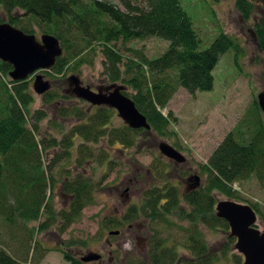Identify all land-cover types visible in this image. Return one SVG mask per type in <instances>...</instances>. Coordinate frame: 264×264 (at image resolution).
<instances>
[{"label": "rangeland", "instance_id": "1", "mask_svg": "<svg viewBox=\"0 0 264 264\" xmlns=\"http://www.w3.org/2000/svg\"><path fill=\"white\" fill-rule=\"evenodd\" d=\"M104 1L120 6L116 0ZM180 1L200 40L199 51L208 49L224 33L238 42L241 50L238 56L234 50H230L220 57L212 73V91L192 95L185 89H177L167 107L162 110L165 117L172 114L166 137L143 133L131 149H124L120 144L110 146L106 139L91 144L80 137H72L70 139L74 145L66 148L70 151L69 158L61 143L70 136L71 129L81 122L74 114L61 117V107L72 109L77 106L90 115L97 112V107L77 99L68 78L76 75L84 86L92 89L112 85L105 59L98 53L93 64L70 68L62 75H52L50 70L36 73L50 83L51 93L72 97L70 103L57 100L52 105H45L42 96L34 92V77H31L29 84L34 97L31 113L36 118L45 116L37 124L36 135L41 146L38 152L40 161H36V164H42L51 184L46 194V198L50 196L51 206L42 211L38 219L26 221L14 212L15 207L12 206L15 199L9 198L0 212V253L6 252L12 258L28 264H69L65 253L78 259L89 253L102 256V261L89 264L144 262L147 260L148 239L152 231L162 232V228L156 221L142 215L121 225L130 208L140 207L144 194L153 188L162 191L176 187L182 196L191 190L188 189L189 185L197 183L193 180L186 185L185 182L193 176L200 178L199 187L204 186L208 175L204 167L226 137L236 130H243L245 137L249 138L258 123L264 125V114L257 104L258 95L264 92V52L260 51L253 35L254 25L263 16V6L256 5L251 19L245 22L236 9V0ZM134 3L139 1L135 0ZM0 18L6 21L1 8ZM34 34L38 40L43 35L39 29ZM169 45L168 41L159 38L118 42L116 52L122 56L123 63L115 69L121 76V81L115 84L124 86L128 96L135 95L137 90L134 84L124 83V80L128 82L136 79L135 83L142 86L144 80L137 65L134 70L127 72L126 62L141 64L143 57L148 60L159 58ZM145 72L151 82L161 78L150 75L146 69ZM166 76L174 78L175 73L168 72ZM0 79L4 80L1 75ZM28 123V127L33 129L32 119ZM123 125L124 121L113 110L112 124L108 127L121 128ZM161 143L174 147L186 158V163L178 164L163 156L159 151ZM86 148L95 153L93 160L88 158ZM77 177L93 182L94 200L83 210L78 220L70 223L62 215L69 212L72 200L65 193L64 186ZM233 190L238 194L237 197L230 198L219 192H213L212 195L217 203L230 200L244 205L257 204L261 214L257 213L256 228L264 233V189L255 178H251L235 183ZM39 195L40 192H37V197ZM181 208L188 210L184 202ZM169 219L175 223L174 234L179 233L175 240L179 260L190 258V253L182 245L183 232L178 230L179 227L187 229L188 222L178 216H169ZM106 223L114 227L106 229ZM116 230L121 232L120 235L109 236L110 231ZM200 230L210 251L223 257L224 264H238L239 261L244 264L245 258L236 250L237 239H232L230 228L209 230L200 227Z\"/></svg>", "mask_w": 264, "mask_h": 264}, {"label": "trees", "instance_id": "2", "mask_svg": "<svg viewBox=\"0 0 264 264\" xmlns=\"http://www.w3.org/2000/svg\"><path fill=\"white\" fill-rule=\"evenodd\" d=\"M116 1L120 6L104 0H0V8L6 17V21L0 18V24L8 23L27 34H34L39 29L42 34L59 39L64 54L50 69L52 75H62L70 68L93 64L94 57L101 53L111 82L115 84L121 81L115 69L123 63L122 56L116 52L118 42L159 38L170 43L159 58L148 60L143 57L141 64L126 62L127 72L137 65L144 83L142 86L135 83L136 79L124 80V83L134 84L137 90L133 96L125 94L147 118L151 130H134L126 124L121 128H110L113 110L107 107H97V112L90 115L77 106L72 109L63 106L61 117L74 114L81 122L71 129L70 136L61 143L67 150L68 158L70 151L66 148L74 145L70 139L72 137H80L91 144L106 139L110 146L120 144L124 149L133 148L143 133L166 137L172 114L165 117L162 110L177 89H185L192 95L212 91V73L220 57L230 50H234L237 56L241 51L238 42L224 33L208 49L199 51L200 40L180 0ZM235 6L245 22L251 19L256 9V5L247 0H236ZM253 35L260 51L264 52V12L254 25ZM145 69L150 75L161 78L149 81ZM12 70L9 63L0 61V75L4 79H0V212L2 205L13 197L14 212L26 221L36 220L42 211L51 206L50 196L46 198L51 184L42 164H36V161H40L38 152L41 146L36 135L37 124L45 116L36 118L31 113L34 97L29 79L12 81L9 77ZM168 72L175 73V77H165ZM42 98L45 105H52L57 100L64 103L73 100L67 94H53L50 91ZM29 119L34 122L33 129L28 127ZM86 143L82 145L87 147ZM42 144L45 145V142L42 141ZM86 153L88 158L94 159V152L86 148ZM204 170L208 174L204 186L186 191L182 196L176 187L162 191L150 189L144 194L141 206L131 207L127 212L124 217L126 223L142 215L156 221L162 228V232L152 231L147 260L138 264H224L223 257L210 251L200 227L209 230L230 228L225 220L216 215L217 202L213 192L230 198L237 197L233 190L235 183L251 178H255L264 189V125L258 123L249 138L245 137L243 130L230 133L213 153ZM64 191L72 200L69 212L62 215L71 223L78 220L83 210L93 203L94 184L77 177L73 182L65 183ZM37 192H40L39 197ZM182 202L188 206V210L181 208ZM248 205L261 214L257 204ZM169 216H178L188 222L187 229L179 227L178 230L183 232L182 245L190 253V258L179 260L178 246L175 245L179 233L174 234L175 223ZM105 226L114 227L111 224ZM65 259L69 264H84L67 253ZM0 264L28 262L1 252Z\"/></svg>", "mask_w": 264, "mask_h": 264}, {"label": "water", "instance_id": "3", "mask_svg": "<svg viewBox=\"0 0 264 264\" xmlns=\"http://www.w3.org/2000/svg\"><path fill=\"white\" fill-rule=\"evenodd\" d=\"M247 1L254 5L260 4L264 8V0ZM63 54L64 49L59 39L53 35L43 34L38 40L35 34H27L8 23L0 24V61L13 67L9 77L14 82H23L34 77L33 89L39 96L49 92L51 85L42 75L36 73L50 70ZM68 82L73 87L72 92L77 99L93 107L116 110L131 129L151 130L147 118L137 109L135 102L126 96L124 86L113 84L97 88L95 92L90 86H84L76 75H71ZM257 103L264 114V92L258 95ZM159 151L178 164L186 163V158L167 143H161ZM190 179L197 181L195 188H198L200 178L193 176ZM216 213L218 218L229 224L231 237L237 239L236 250L245 258L244 264H264V233L256 228V211L249 205L226 200L217 203ZM100 258L99 254L89 253L83 256L81 261L90 263Z\"/></svg>", "mask_w": 264, "mask_h": 264}, {"label": "flooded vegetation", "instance_id": "4", "mask_svg": "<svg viewBox=\"0 0 264 264\" xmlns=\"http://www.w3.org/2000/svg\"><path fill=\"white\" fill-rule=\"evenodd\" d=\"M108 86H110V85H108ZM101 87H107V86H101ZM97 88H100V87H97ZM97 88H94V89L91 88V89H92L93 91L96 92V91H97ZM190 178H192V177H190ZM190 178H189V179H190ZM189 179L185 182L186 185L189 184L188 182L191 183V182L194 180V179H192V180H191V179L189 180ZM196 182H197V181H196ZM196 184H197V183H196ZM196 184L193 185V186H192V185H189V188H188V189H191V190L196 189V188H195ZM191 186H192V187H191ZM190 187H191V188H190ZM127 223H128V222H127ZM119 224H120V223H119ZM125 224H126V222H125V220H123V221L121 222V225H125ZM105 225H108V224L106 223ZM105 228H106V229H111V228H109V226H107V227L105 226ZM116 233H117V234H116ZM120 233H121V232H120L119 230H116V231H110V232H109V236H118V235H120ZM148 240H149V239H148ZM148 242H149V241H148ZM99 255H100V254H99ZM100 256H101V255H100ZM81 259H82V257L80 258V261H81ZM100 261H102V256H101V258H100L98 261H96V262H100ZM81 262H82V261H81ZM82 263H83V262H82ZM90 263H93V262H90ZM84 264H89V263H84Z\"/></svg>", "mask_w": 264, "mask_h": 264}]
</instances>
